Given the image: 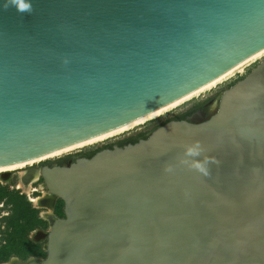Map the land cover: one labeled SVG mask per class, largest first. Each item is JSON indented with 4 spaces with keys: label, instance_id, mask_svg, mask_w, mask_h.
<instances>
[{
    "label": "water",
    "instance_id": "water-1",
    "mask_svg": "<svg viewBox=\"0 0 264 264\" xmlns=\"http://www.w3.org/2000/svg\"><path fill=\"white\" fill-rule=\"evenodd\" d=\"M263 49L264 0H0V169L123 131ZM39 171L35 208L64 216L41 217L44 259L9 264H264V61L206 117Z\"/></svg>",
    "mask_w": 264,
    "mask_h": 264
},
{
    "label": "rangeland",
    "instance_id": "rangeland-1",
    "mask_svg": "<svg viewBox=\"0 0 264 264\" xmlns=\"http://www.w3.org/2000/svg\"><path fill=\"white\" fill-rule=\"evenodd\" d=\"M262 61H264V56L259 59L258 61H256L255 63L249 65L248 67H246L244 69V71L242 73H238L236 74L233 78L217 85L215 88L203 93L202 95L194 98V99H191L177 107H175L174 109H172L171 111L169 112H166L164 113L163 115H160L154 119H151L149 121H146L144 123H142L141 125H138L136 127H133L125 132H122L118 135H115L113 137H110L108 138L107 140L103 141V142H99V143H95V144H92V145H87L86 147H83V148H79V149H76L74 151H70L68 153H65V154H62L60 156H57V157H53V158H48V159H45V160H41V161H37L31 165H25L19 169H14V170H10L8 171L9 172V177L6 180H3V177L1 175V173H4V172H0V183L1 185L3 186H6L9 191H19V195H24L25 196V201L26 202H29L31 204V207L33 209H36L38 211V217L39 219L43 220L41 217H45L47 215V212L48 210H43V209H37L35 208V203L36 201H32V200H37V199H40L42 198L43 196H45V194H47V191L42 183V180L40 181H36V182H32L31 184V191L28 192V190H30V188H28V185H25L24 182H22V178L23 176L21 174H25L27 171L29 170H32V169H36V170H40L42 167L46 166L47 164H44L45 162L49 161L50 164H57L58 161L62 158H65L67 156H76V155H86V154H90L92 153L93 151H96V150H102V149H105L107 147H110V145H114L120 141H124V140H127L129 138H133V137H136V135H139V134H142V133H145V132H148L150 131L151 129H153L154 126L156 125H159L160 123L162 122H167L169 121L171 118L175 117L176 115H178L179 113L185 111L193 102L195 101H202V100H206V99H210V98H213L215 96H221V94L226 90L228 89L230 86H232L233 84H235L237 81H239L241 78H243L244 76H246L253 68H255L259 63H261ZM219 100V99H218ZM66 160L63 159V161ZM49 166V165H47ZM23 185V186H22ZM22 186V187H21ZM28 188V190L26 189ZM36 191V192H34ZM14 193V192H13ZM8 197L4 198V199H0V221L2 217H6L8 216L9 214L11 215L10 213V209L12 207V204L10 203V200L7 199ZM16 201L18 202V204L21 206V201L16 199ZM25 206L24 203L22 204V207ZM26 207V206H25ZM61 211V213H63V204L60 202V201H56V204H55V207H54V210L52 211L51 215H55L57 218L58 216L62 217L61 213L57 214V212ZM45 216H44V215ZM44 221V220H43ZM46 225H44L43 227H40L41 229H37L35 231H32L30 233V236L29 238H31L32 240L36 241L35 240V235L37 232H43V233H46L49 231V225L47 224L46 221H44ZM6 223H0V230H3L6 229ZM6 231V230H5ZM1 235V233H0ZM41 244H42V251H44V248L43 246L46 245V239H43L41 240ZM45 257V256H44ZM43 256L39 257V256H35V255H32L30 256L29 258L27 259H22L21 257H12L9 259L8 262L6 263H3V264H9L11 263V260L12 259H17L18 261L24 263V262H27L28 260L34 258V259H44Z\"/></svg>",
    "mask_w": 264,
    "mask_h": 264
},
{
    "label": "trees",
    "instance_id": "trees-1",
    "mask_svg": "<svg viewBox=\"0 0 264 264\" xmlns=\"http://www.w3.org/2000/svg\"><path fill=\"white\" fill-rule=\"evenodd\" d=\"M146 137L143 136V139ZM137 140L134 141V143ZM111 148V147H107ZM97 151H93L87 157L93 156ZM82 155L76 156H67L66 159H72L74 162L75 159L79 158ZM62 158L58 163H62ZM44 164L49 165L50 162L47 161ZM14 192V193H13ZM9 191L6 186L1 185L0 183V199L10 200L12 207L10 213L6 217H2L0 223H6V229L0 230V264L6 263L12 257H21L22 259H27L32 255L35 256H45V251H42V244L40 241H34L29 238L30 233L37 229H41L45 222L38 217V211L31 207L29 202L25 201L24 195H19V191ZM16 199L21 201V206L18 204ZM1 201V200H0ZM24 205L22 207V204ZM61 211L57 212V214ZM61 215H63L61 213ZM6 230V231H5Z\"/></svg>",
    "mask_w": 264,
    "mask_h": 264
},
{
    "label": "bare ground",
    "instance_id": "bare-ground-1",
    "mask_svg": "<svg viewBox=\"0 0 264 264\" xmlns=\"http://www.w3.org/2000/svg\"><path fill=\"white\" fill-rule=\"evenodd\" d=\"M263 56H264V49H263L262 51H260L259 53H257V54H256L255 56H253L252 58H250L249 60H247L246 62H244L243 64H241L240 66L236 67L235 69H233L232 71L228 72V73L225 74L224 76L220 77V78L217 79L216 81H214V82H212L211 84L207 85L206 87H204L203 89L199 90V91L196 92L195 94L191 95V96L188 97L187 99H185V100H183V101H181V102H179V103H177V104H175V105H173V106H171V107H169V108H167V109H165V110H163V111H161V112H159V113H157V114H155V115H153V116H151V117H149V118H147V119H145V120H143V121H141V122H139V123H137V124H135V125H133V126H131V127H129V128H127V129H125V130H123V131H120V132H117V133H114V134H110V135H107V136H104V137H101V138H98V139H95V140H92V141H88V142H85V143L79 144V145H77V146H74V147H71V148H69V149H65V150H62V151L56 152V153H54V154H52V155L46 156V157L41 158V159H38V160L30 161V162H27V163H23V164H19V165L11 166V167L2 168V169H0V172H8V171H10V170L19 169V168H21V167H23V166H25V165H31V164H33V163H35V162H37V161H41V160H45V159H48V158L57 157V156H60V155H62V154L68 153V152H70V151H74V150H76V149L86 147L87 145H92V144H95V143L103 142V141L107 140V139L110 138V137H113V136H115V135H118V134H120V133H122V132H125V131H127V130L133 128V127H136V126H138V125H141L142 123H144V122H146V121H149V120L154 119V118H156V117H158V116H160V115H163L164 113L171 111V110L174 109L175 107H177V106H179V105H181V104H183V103H185V102H187V101H189V100H191V99H194V98H196V97L202 95L203 93H205V92H207V91H209V90L215 88L217 85H219V84H221V83H223V82H225V81H227V80L233 78L236 74H238V73H242L246 67H248L249 65L255 63L256 61H258L259 59H261ZM21 175L23 176L22 182H24V184H25V185H28V188H30V190H28V188H26V189L28 190V192H29V191H31V189H32L30 184H31L32 182H33V183L36 182V181L39 179L40 171H38V170H33V171H31V172H26L25 174L23 173V174H21ZM28 183H30V184H28ZM22 186H23V185H22ZM22 186H21V187H22ZM40 199H41V198H40ZM32 201H36L35 203H37V202L39 201V199H37V200H32ZM46 210H48L46 216L49 215V216L52 217L53 215H51V213H52L51 209H46ZM50 212H51V213H50ZM43 215H44V214H43Z\"/></svg>",
    "mask_w": 264,
    "mask_h": 264
},
{
    "label": "flooded vegetation",
    "instance_id": "flooded-vegetation-1",
    "mask_svg": "<svg viewBox=\"0 0 264 264\" xmlns=\"http://www.w3.org/2000/svg\"><path fill=\"white\" fill-rule=\"evenodd\" d=\"M219 96H215L213 98L210 99H204L202 101H195L193 102L185 111L179 113L178 115H176L175 117L171 118L169 121L172 120H188L190 118L193 117H201L202 115H204V117L208 116L210 114V111L213 109L214 104L218 101ZM167 121V122H169ZM165 122V123H167ZM164 122L160 123L159 125H156L153 127V129H151L148 132L136 135V137L133 138H129L127 140L124 141H120L114 145H118V146H125L127 144H132L134 143L135 140L139 141L141 139H143V136L147 137L153 130H155L156 128H158L159 126L165 124ZM114 145H110V147L114 146ZM88 155H82L81 157H87ZM89 158V157H87ZM72 162V159H66L64 160L62 163H57L55 165H66ZM53 164H49V166H52ZM63 214V213H62ZM64 215H62L63 217ZM61 216L58 218H62ZM37 242V241H36ZM42 242V241H40ZM44 251H45V245L43 246Z\"/></svg>",
    "mask_w": 264,
    "mask_h": 264
},
{
    "label": "clouds",
    "instance_id": "clouds-1",
    "mask_svg": "<svg viewBox=\"0 0 264 264\" xmlns=\"http://www.w3.org/2000/svg\"><path fill=\"white\" fill-rule=\"evenodd\" d=\"M198 150H199V145L197 144L193 147H189L186 151L188 155H198L199 154Z\"/></svg>",
    "mask_w": 264,
    "mask_h": 264
},
{
    "label": "snow or ice",
    "instance_id": "snow-or-ice-1",
    "mask_svg": "<svg viewBox=\"0 0 264 264\" xmlns=\"http://www.w3.org/2000/svg\"><path fill=\"white\" fill-rule=\"evenodd\" d=\"M21 7L23 8V7H24V5L22 4V5H21Z\"/></svg>",
    "mask_w": 264,
    "mask_h": 264
}]
</instances>
